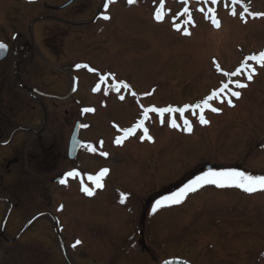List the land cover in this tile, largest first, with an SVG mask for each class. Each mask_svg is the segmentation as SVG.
<instances>
[{
	"label": "flooded vegetation",
	"instance_id": "obj_1",
	"mask_svg": "<svg viewBox=\"0 0 264 264\" xmlns=\"http://www.w3.org/2000/svg\"><path fill=\"white\" fill-rule=\"evenodd\" d=\"M18 1L28 7L14 9V28L0 32V43L6 45L5 50H0V264H161L170 259L203 264L199 253L195 255V238L211 229L213 232L222 221L231 222L229 217L216 214L212 220L195 225L185 239L182 233L163 232L156 222L213 185L189 193L180 204L158 207L153 212L156 201L171 196L210 169L240 171L248 168L247 163H189L186 170L168 177L166 183L147 181L153 178L147 176L156 165L143 152L151 150L161 159V120L150 118L144 122L151 140L143 138V128L123 138L120 144L115 141L123 137L122 131L112 139L101 131L98 138H92L91 120L79 116L80 74H73L72 65L62 62L66 51L75 44L87 48L98 43L100 37L116 42L114 28L87 34L74 28H89L104 15L109 21L110 13L117 12L128 0ZM106 71L110 75L113 114H126L121 105L136 114L153 106L147 104L146 96L132 99L135 92L131 83L119 71ZM247 75L245 69L240 80ZM121 82L128 88L117 91ZM104 102H100L102 109ZM85 156L94 161L102 159L104 165L90 170L85 166L89 162ZM104 169L107 172L100 179L102 187H97L95 177ZM69 172L77 175L68 176ZM141 172H147V178ZM129 173L135 175L132 182L125 177ZM84 187L93 195L86 194ZM105 208L117 216L129 214L125 233L117 231L120 225L110 226L107 220L100 219ZM100 226L106 228V239L97 231ZM217 238L213 236V241ZM77 240L80 243L73 247Z\"/></svg>",
	"mask_w": 264,
	"mask_h": 264
},
{
	"label": "rangeland",
	"instance_id": "obj_2",
	"mask_svg": "<svg viewBox=\"0 0 264 264\" xmlns=\"http://www.w3.org/2000/svg\"><path fill=\"white\" fill-rule=\"evenodd\" d=\"M23 6L28 7L18 0H0V32L14 28V9ZM160 9L161 0L126 3L119 6L117 12L110 13L109 21L98 19L89 28H74L81 34L114 28V39H117L109 43L100 37L98 43L87 48L75 44L66 51L62 61L72 65L73 74H80L82 88L77 99L82 104L79 116L91 120L94 132L91 137L98 138L101 131L112 139L119 131L140 120L160 119L163 127L159 141L161 159H157L156 152L151 150L143 152L146 159L154 160L156 165L148 176L147 172H141L145 178L153 177L147 181L166 183L168 177L178 176L186 170L189 163L210 161L224 165L244 162L248 168L240 171L264 175V66L257 61H248L256 74L251 80L246 76L244 81L239 80L247 85L244 88L235 86L237 76L224 75L235 71L247 57L264 52V15H252L264 14V0H240L238 4L233 0H218L215 4L211 0H163V19L157 20L155 13ZM185 9H188L187 13ZM233 10L236 15L231 14ZM213 16L219 27L213 23ZM111 21L114 24L108 23ZM129 31V35H124ZM185 31L189 34L185 35ZM110 69L129 79L135 92L132 99L136 101L139 96H146L147 104L153 105L147 108L178 110L184 109L185 105L190 107L183 112H165L163 116L149 112L145 118V110L136 114L121 105L126 114H113L110 75L106 71ZM101 76L105 79L101 80ZM224 83L228 84V90L211 102L219 109V114L207 116L210 119L208 126L202 128L190 118L200 114V109L194 106ZM95 84L100 85L97 94L92 91ZM231 91H238L239 98L231 96ZM101 101H105L104 109ZM85 108L94 111L85 112ZM172 120L177 127L171 126ZM185 120L190 122L191 131L186 130ZM153 149L157 153L160 151L156 147ZM84 159L89 161L85 166L90 170L104 165L99 158L94 161L85 156ZM125 177L132 182L135 175L129 173ZM210 189L197 194L185 205L181 204L180 208H173V213H166L156 222L157 228L163 232L182 233L185 239L193 233L195 225L206 219L212 220L216 214L229 217L236 225L222 221L213 232L211 229L195 238V255L199 253L203 264H264V190L245 192L235 187L214 185ZM214 191L224 194L217 195ZM128 216H117L110 208H105L100 219L107 220L110 226L120 225L117 231L125 233ZM97 231L106 239V228L100 226ZM215 235L218 238L213 241Z\"/></svg>",
	"mask_w": 264,
	"mask_h": 264
},
{
	"label": "snow or ice",
	"instance_id": "obj_3",
	"mask_svg": "<svg viewBox=\"0 0 264 264\" xmlns=\"http://www.w3.org/2000/svg\"><path fill=\"white\" fill-rule=\"evenodd\" d=\"M110 2H112V0H110ZM134 2H135V0H128V3H130V4L134 3ZM239 2H240V0H233L234 4H238ZM211 3H213V4L218 3V0H211ZM104 7L106 8L107 4H105ZM162 8H163V0H161V9L157 10L155 13V18L157 20L163 19ZM184 11H185V13H187L188 9H185ZM201 11H203V9H201ZM209 11H212V10L210 9ZM244 11L247 12V9L245 8ZM231 14L236 15L237 13L235 12V10H233ZM252 15H264V14H252ZM103 19L107 20V19H109V17L107 15H104ZM189 22H191V21L189 20ZM213 23L217 27H219V22L215 19L214 16H213ZM178 30H180V29L178 28ZM184 34L188 35L189 33L187 31H185ZM5 49H6V45L3 43H0V50H5ZM248 61H257L259 64L264 66V52H261L258 55H251V56L247 57L245 59V61H243L241 63L240 68H237L235 71H233L231 73L225 72L224 75L225 76H239L242 74V72L245 69H249L247 79L251 80L253 74L255 73V68H252L248 64ZM77 67H85L86 68L88 66L87 65H77ZM216 67H217V70L220 71V67L218 64L216 65ZM89 70H92V69H89ZM100 79L104 80L105 77L101 76ZM235 86L237 88H244L247 85L244 83H241L239 80H236ZM120 88L126 89V88H128V85L121 82L116 87V90L119 91ZM228 88H229L228 84L224 83L219 89H217L216 91H213L209 96H207L200 104H197L194 106L195 108L200 109L199 120L202 124L208 123V121L205 119V117L203 115V110L205 108H207L212 112L219 111L218 108L212 106L211 102L220 98L221 94L225 93L228 90ZM93 91H100V85L97 84V86L93 89ZM133 95H135V94L133 93ZM230 95L239 98L240 93L238 91H231ZM120 99L123 100L124 97L120 96ZM223 102H224L223 99H221V103H223ZM227 102L229 104L232 103V101L230 99H228ZM189 107L190 106L185 105L184 109H178V110H174L172 108L157 109L155 107H150V108L145 109L144 117L147 118L149 112H157L159 115L163 116V114L165 112H172V111L183 112V111L187 110ZM84 111L85 112H91V111H94V109L85 108ZM184 123L186 125V130L191 131L190 122L185 120ZM171 126L177 127L175 120L171 121ZM138 128H143V130H144V137L143 138H147V139L151 140V137L148 135V129L144 127V120H140L133 127L123 129L122 130L123 137H118L115 142L117 144H120L122 142L123 138H127L129 135L134 134ZM86 147H88L89 150H91V151H95V148H93L91 145H86ZM101 154L107 155L106 153H101ZM106 172H107V169H104V170H102V172L97 177H95L94 183L96 184L97 187H102V184L100 183V179ZM67 175L73 176V175H77V173L69 172V173H67ZM60 183H65V181L61 180ZM205 185H214V186L219 187V188L235 187V188L241 189L245 192H253V191H257V190H264V175L254 176V175H250V174H247L246 172L239 171L236 169H225V170H221V171H216V170L210 169L209 171H207V172L197 176L195 179L189 181L187 184H185L182 188H180L177 192L173 193L171 196L164 197L161 200H157L156 206L153 208V212H155L156 208H158V207H162V206H166V205H170V204L182 203L183 200L187 197V195L189 193L195 192L199 188L204 187ZM82 190L88 195H93V192L87 187H84ZM123 199L124 198L122 197L121 202H123ZM79 243H80V241L77 240L75 242V244H73L72 246L75 247ZM164 264H171V262L165 261Z\"/></svg>",
	"mask_w": 264,
	"mask_h": 264
},
{
	"label": "water",
	"instance_id": "obj_4",
	"mask_svg": "<svg viewBox=\"0 0 264 264\" xmlns=\"http://www.w3.org/2000/svg\"><path fill=\"white\" fill-rule=\"evenodd\" d=\"M171 264H183V262H171Z\"/></svg>",
	"mask_w": 264,
	"mask_h": 264
}]
</instances>
